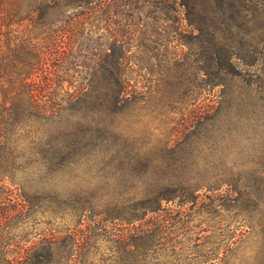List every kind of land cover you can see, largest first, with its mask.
<instances>
[{
  "label": "rangeland",
  "instance_id": "1",
  "mask_svg": "<svg viewBox=\"0 0 264 264\" xmlns=\"http://www.w3.org/2000/svg\"><path fill=\"white\" fill-rule=\"evenodd\" d=\"M146 1L132 19L99 16L49 68L62 109L24 129L15 186L0 190L15 202L12 255L36 244L29 254L48 247L53 264H264V0L202 32L180 2ZM33 6L0 1L3 47Z\"/></svg>",
  "mask_w": 264,
  "mask_h": 264
},
{
  "label": "trees",
  "instance_id": "2",
  "mask_svg": "<svg viewBox=\"0 0 264 264\" xmlns=\"http://www.w3.org/2000/svg\"><path fill=\"white\" fill-rule=\"evenodd\" d=\"M33 1L28 23L18 26L5 47L0 44V190L15 186L17 163L21 156L17 155L16 145L24 129H29L37 122L43 123L62 109L59 99L53 95L55 81L50 77L53 73L49 70L50 67L58 68L62 64V48L66 45L72 48L85 32L93 33L94 23L99 16L107 19H132L134 13L143 14L142 7H138L137 3L146 0ZM177 1L184 11L188 27L199 32L206 29L208 31L209 28L221 30L222 25L237 22L246 11L244 0H161L159 4L163 5L162 12H175ZM128 3L131 8L126 11L122 7ZM197 11L207 15L201 23L203 25H199V19L193 16ZM48 13L52 15L49 21L45 20ZM121 40V37L115 35V43ZM106 50L105 54L111 52L110 48ZM123 59L124 55L117 58L119 66ZM120 81L116 80V103L121 101L124 94ZM9 193L0 200V210L5 215L1 217L0 214V264H53L48 247H44V254H29L36 244L25 245L24 256L18 253L12 255L10 247H14V240L11 238L14 229L7 223L12 215L5 213L13 211L12 204L15 202L12 190Z\"/></svg>",
  "mask_w": 264,
  "mask_h": 264
}]
</instances>
